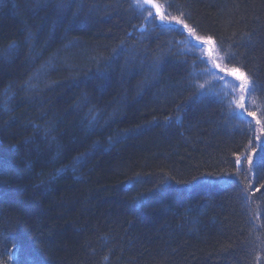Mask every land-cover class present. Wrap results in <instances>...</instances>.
Segmentation results:
<instances>
[{
    "label": "trees",
    "instance_id": "trees-1",
    "mask_svg": "<svg viewBox=\"0 0 264 264\" xmlns=\"http://www.w3.org/2000/svg\"><path fill=\"white\" fill-rule=\"evenodd\" d=\"M156 1L245 73L264 134V0ZM145 16L0 0V264H264V135Z\"/></svg>",
    "mask_w": 264,
    "mask_h": 264
},
{
    "label": "rangeland",
    "instance_id": "rangeland-1",
    "mask_svg": "<svg viewBox=\"0 0 264 264\" xmlns=\"http://www.w3.org/2000/svg\"><path fill=\"white\" fill-rule=\"evenodd\" d=\"M153 3L155 5L159 6L160 12L157 13L155 7L149 6V9L155 14L154 18H149L146 21L149 23L152 20L157 19L156 21L161 22V15L165 16L166 20L171 21L172 18H175L173 16H169L167 9L164 5V3L161 4V2H158L156 0H153ZM146 16L148 15L147 11H145ZM145 16V17H146ZM177 20H180L179 18L176 17ZM184 24V23H183ZM172 26H180L183 27V25L178 24L176 22H172ZM186 33L184 34V37L188 36V45H185V48L191 51L197 50V48L200 50V55L201 58H206L207 60V68L205 70V73H210L208 77H205L206 83L210 81H216L218 83L213 86L211 84V87H213L216 92L221 93L225 97H229L228 102L233 105L234 107L238 110L241 111L242 113L245 112L246 116L249 119V122L246 121L247 126H252L253 130H255L256 136L261 138V135L263 134V128L262 125L257 123V119L253 118L255 115H249V113L246 112L247 108H251V104L253 105V101L251 99V96L248 92L242 90L239 85L240 81H237L235 77H232L230 75L229 70L232 68L227 67V65L224 64L222 58L215 53V45L214 42L212 41L207 42L208 38H201L197 36L193 31L192 33L189 32V28H184ZM199 37L200 39H197ZM200 45H203L202 47ZM241 71V70H240ZM243 72V71H241ZM244 73V72H243ZM216 74H219L220 77H226V79H220L217 77ZM240 104L244 105L243 109H240ZM244 113V114H245ZM247 128V127H245ZM264 135V134H263ZM256 137V138H257ZM252 159V157H251Z\"/></svg>",
    "mask_w": 264,
    "mask_h": 264
},
{
    "label": "snow or ice",
    "instance_id": "snow-or-ice-1",
    "mask_svg": "<svg viewBox=\"0 0 264 264\" xmlns=\"http://www.w3.org/2000/svg\"><path fill=\"white\" fill-rule=\"evenodd\" d=\"M134 3L136 5V7L141 11V13L147 11L148 15L147 17H145V19H149V18H154V13L149 9V6L151 7H155L156 12L159 13L160 9L158 5H155L153 3V0H134ZM172 22H176L178 24L183 25L184 28H187L188 26L186 24H183L182 20H177L176 18H172L171 21L166 20L165 16L161 15V25L160 26H164V27H171ZM193 30L189 29V32L192 33ZM197 39H200L199 37H197ZM207 42H212L211 38H208ZM201 47L203 45H200ZM229 59L231 58L230 56L228 57ZM202 59V58H201ZM230 75L232 77H235L237 81H240V85L239 87L250 93L251 91H253L254 89L252 88V86L250 85L245 73L241 72L239 68H232L229 70ZM218 78L220 79H226V77H220L219 74H216ZM199 87L203 88V85H200ZM240 109L244 108L243 104H240ZM249 115H254L253 113H249ZM257 123H259V121H257ZM237 163H239V160H237ZM249 163H251V161L249 160ZM4 166V162L2 159H0V168H3ZM12 259L14 260L15 264H28V262H21L20 258H19V251L18 249H14V254L12 256Z\"/></svg>",
    "mask_w": 264,
    "mask_h": 264
}]
</instances>
